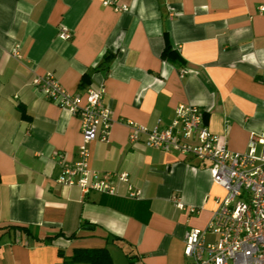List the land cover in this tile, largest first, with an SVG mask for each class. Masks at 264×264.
Wrapping results in <instances>:
<instances>
[{
    "label": "crops",
    "instance_id": "crops-1",
    "mask_svg": "<svg viewBox=\"0 0 264 264\" xmlns=\"http://www.w3.org/2000/svg\"><path fill=\"white\" fill-rule=\"evenodd\" d=\"M119 3L129 11L103 0H0V264H62L59 251L101 248L113 264H185L186 232L207 226L225 192L208 164L131 147L124 121L168 125L177 106H197L232 152L264 132V0ZM49 72L72 94L105 86L115 123L108 142L90 144V167L128 175L113 178L115 194L57 183L56 154L75 161L83 136L76 116L31 85ZM176 197L199 212L178 210Z\"/></svg>",
    "mask_w": 264,
    "mask_h": 264
},
{
    "label": "built area",
    "instance_id": "built-area-1",
    "mask_svg": "<svg viewBox=\"0 0 264 264\" xmlns=\"http://www.w3.org/2000/svg\"><path fill=\"white\" fill-rule=\"evenodd\" d=\"M119 1L103 0V5L117 12H128L129 7ZM59 36L69 40L71 33L63 27ZM18 49L12 55L20 58ZM187 73L180 71L181 77ZM31 85L48 101L80 120L83 141L77 159L70 162L61 152L55 156L62 169L57 183L77 186L85 194L92 190L115 194L113 178L128 182V175H102L90 167V144L108 142L115 123L113 111L104 105L105 86L89 85L84 95L72 94L50 72L34 76ZM204 114L197 106L179 105L168 125L161 120L151 127L126 120L128 144L189 155L208 164L213 183L225 192L222 198H217V208L207 226L186 232L185 264H264V132L250 134L245 152H232L221 136L208 129ZM130 195L138 197L140 192ZM173 202L178 210L190 215L199 212L181 198H173Z\"/></svg>",
    "mask_w": 264,
    "mask_h": 264
},
{
    "label": "trees",
    "instance_id": "trees-1",
    "mask_svg": "<svg viewBox=\"0 0 264 264\" xmlns=\"http://www.w3.org/2000/svg\"><path fill=\"white\" fill-rule=\"evenodd\" d=\"M170 55V52L167 48L165 51ZM110 56H106L104 62H107ZM16 229H20L21 231L27 233L28 235H32L28 228L22 226H14ZM52 238H47L46 241L50 242ZM59 256L63 258L62 264H78V263H85V264H113L111 255L107 248L101 249H78L75 250L71 257H65V255L59 251Z\"/></svg>",
    "mask_w": 264,
    "mask_h": 264
}]
</instances>
